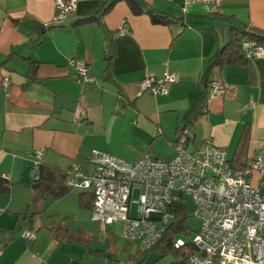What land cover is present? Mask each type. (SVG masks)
I'll return each mask as SVG.
<instances>
[{
    "label": "crops",
    "instance_id": "0c3cea01",
    "mask_svg": "<svg viewBox=\"0 0 264 264\" xmlns=\"http://www.w3.org/2000/svg\"><path fill=\"white\" fill-rule=\"evenodd\" d=\"M110 1L77 0L76 11L55 22V0H0V182L8 183L0 189V264H109V253L130 264L167 263L136 259L139 248L120 257L114 232L91 218L80 191L54 198L33 189L28 174L41 148L46 167L66 171L74 163L89 170L95 152L170 160L183 128L193 134L190 149L211 138L232 164L249 162L264 142V55L210 68L232 27L264 35V0H141V13L126 0L105 10ZM72 59L89 63L96 83L76 81ZM165 72L180 77L167 95L137 96L140 79ZM210 81L227 92L210 96ZM250 100L254 108L245 106ZM260 179L255 172L252 182ZM57 223L81 232L80 240L60 241ZM29 227H37L32 243L21 236Z\"/></svg>",
    "mask_w": 264,
    "mask_h": 264
},
{
    "label": "built area",
    "instance_id": "2783aa9c",
    "mask_svg": "<svg viewBox=\"0 0 264 264\" xmlns=\"http://www.w3.org/2000/svg\"><path fill=\"white\" fill-rule=\"evenodd\" d=\"M217 1V0H211ZM55 22H62L76 11L77 0H55ZM122 33L126 23L122 22ZM244 57L264 55V47L244 39ZM72 77L81 83H96L89 63L72 59ZM180 79L177 72L162 76L147 73L138 82L137 96L145 93L167 95L170 85ZM7 87L8 77L2 81ZM210 96L227 92L225 84L212 82ZM254 108L255 101L245 105ZM193 134L182 129L175 141V155L170 160L143 154L135 161L104 152H95L89 170L74 163L66 172L65 185L71 191L93 195L91 218L104 225H120V236L151 248L175 220V208L188 205L187 195L194 201L193 215L200 228L192 238L195 252L188 264H264V142L243 168H235L226 148L205 139L197 148L188 142ZM41 148L33 158L28 174L30 183L40 180ZM261 175L254 185L252 176ZM8 174H4L7 178ZM186 194V196H185ZM2 208L0 207V214ZM37 227L25 228L21 236L36 240ZM182 238L176 245H182ZM109 264H128L123 260Z\"/></svg>",
    "mask_w": 264,
    "mask_h": 264
},
{
    "label": "trees",
    "instance_id": "16d2710c",
    "mask_svg": "<svg viewBox=\"0 0 264 264\" xmlns=\"http://www.w3.org/2000/svg\"><path fill=\"white\" fill-rule=\"evenodd\" d=\"M116 1L117 0H111L107 4L105 10L109 9ZM126 1L130 4L133 12L141 13L144 11L143 3L141 2V0H126ZM148 11L151 13L154 21L163 22V23L167 22V18L165 15L156 14L152 10H148ZM232 30H233V35L231 40L224 47H222L217 52V54L211 59L210 68L213 66L240 65L247 63L249 59L244 57V54L241 50V42L244 39L253 41L255 44H259L264 47L263 34L247 31L246 27L244 26L241 27L234 26L232 27ZM36 69H37V63L35 61H32L31 72L35 73ZM205 97L206 96L200 99V102L194 108L195 111L193 110L194 112L192 111L190 114L187 115V119L189 120V122H193L195 113H197L196 109L202 106V104L204 103V99H206ZM247 135H248V129L245 128L239 140L238 150L240 152L245 150L244 145L247 139ZM241 163L242 164L239 165L237 163H233V166L235 168H243L244 166H246L248 161ZM65 180H66L65 171L49 168L46 167L45 164H42L40 180L35 183H30V182L29 183L33 189L37 190L41 194L50 195L56 198L65 195L68 192H71V190H69L65 185ZM7 188H8V183H6V181H1L0 189H7ZM80 192L82 196L81 205L84 208L91 209L93 206V195L85 191H80ZM188 217H189L188 205L183 204L176 207L175 220L172 223V225L164 232L162 237L151 248L140 250L136 254V259L138 260L143 259L147 257L151 251H154L158 253L161 257L167 256L169 254L173 255V259L167 262L166 264H188L189 257L196 250L192 239L190 240L183 239L184 243L182 245L179 246L176 245V239L180 238L178 237V234H187L189 231V228L187 226ZM51 229L54 232V235L60 241H72L74 239L80 240L79 237L82 235L81 232L71 229L62 223L54 224ZM107 257L111 258V261L116 260L113 253L107 254ZM127 263L130 264V262Z\"/></svg>",
    "mask_w": 264,
    "mask_h": 264
},
{
    "label": "rangeland",
    "instance_id": "374dc122",
    "mask_svg": "<svg viewBox=\"0 0 264 264\" xmlns=\"http://www.w3.org/2000/svg\"><path fill=\"white\" fill-rule=\"evenodd\" d=\"M254 185H256V182L253 183ZM186 196V194H185ZM187 202H188V214L189 217L187 219V226L189 228V231L187 234H178V237L184 239V240H190L194 237V235L196 234V232L199 230L200 228V219L193 215V210L195 208L194 205V201L192 199V197L190 195H187ZM100 226L104 229H110L112 230L114 233V237L116 238V251L120 253V257H124L125 254L127 253H134L136 251V248L139 249H143L144 247L138 242V241H127L124 238H122L120 236V225L118 224H113V225H104L103 223H100ZM131 247V249H128V246ZM145 250V249H143ZM130 251V252H129ZM148 258L147 261H150V259L153 258H158V259H162L164 262H169L173 259V255L169 254L167 256L161 257L158 253L151 251L148 254Z\"/></svg>",
    "mask_w": 264,
    "mask_h": 264
},
{
    "label": "water",
    "instance_id": "95a60500",
    "mask_svg": "<svg viewBox=\"0 0 264 264\" xmlns=\"http://www.w3.org/2000/svg\"><path fill=\"white\" fill-rule=\"evenodd\" d=\"M183 129H186V128H183Z\"/></svg>",
    "mask_w": 264,
    "mask_h": 264
}]
</instances>
